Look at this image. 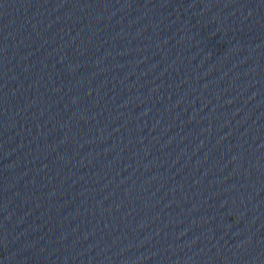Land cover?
<instances>
[{
  "label": "water",
  "instance_id": "95a60500",
  "mask_svg": "<svg viewBox=\"0 0 264 264\" xmlns=\"http://www.w3.org/2000/svg\"><path fill=\"white\" fill-rule=\"evenodd\" d=\"M0 264H264V0H0Z\"/></svg>",
  "mask_w": 264,
  "mask_h": 264
}]
</instances>
